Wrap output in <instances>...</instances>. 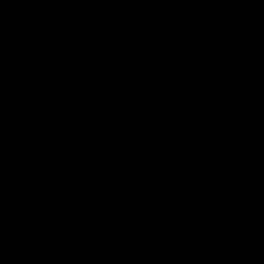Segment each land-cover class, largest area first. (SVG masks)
<instances>
[{
    "label": "water",
    "instance_id": "water-1",
    "mask_svg": "<svg viewBox=\"0 0 264 264\" xmlns=\"http://www.w3.org/2000/svg\"><path fill=\"white\" fill-rule=\"evenodd\" d=\"M0 264H264V0H0Z\"/></svg>",
    "mask_w": 264,
    "mask_h": 264
}]
</instances>
